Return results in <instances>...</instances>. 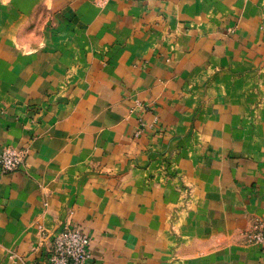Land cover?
Here are the masks:
<instances>
[{"label": "crops", "instance_id": "1", "mask_svg": "<svg viewBox=\"0 0 264 264\" xmlns=\"http://www.w3.org/2000/svg\"><path fill=\"white\" fill-rule=\"evenodd\" d=\"M0 264H264V0H0Z\"/></svg>", "mask_w": 264, "mask_h": 264}, {"label": "built area", "instance_id": "2", "mask_svg": "<svg viewBox=\"0 0 264 264\" xmlns=\"http://www.w3.org/2000/svg\"><path fill=\"white\" fill-rule=\"evenodd\" d=\"M28 148L5 145L0 153V173L19 171L27 162ZM50 237L46 264H90V235L74 224H65L47 233ZM252 242L264 244V217L258 218L249 234Z\"/></svg>", "mask_w": 264, "mask_h": 264}]
</instances>
